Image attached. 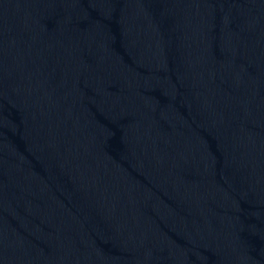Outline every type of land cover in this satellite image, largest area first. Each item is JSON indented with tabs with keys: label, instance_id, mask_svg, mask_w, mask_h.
I'll return each mask as SVG.
<instances>
[{
	"label": "water",
	"instance_id": "95a60500",
	"mask_svg": "<svg viewBox=\"0 0 264 264\" xmlns=\"http://www.w3.org/2000/svg\"><path fill=\"white\" fill-rule=\"evenodd\" d=\"M0 264H264V0H0Z\"/></svg>",
	"mask_w": 264,
	"mask_h": 264
}]
</instances>
